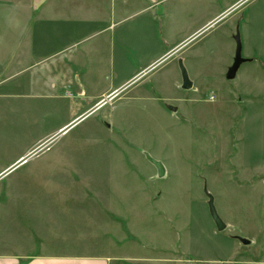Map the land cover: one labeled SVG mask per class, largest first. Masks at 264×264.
I'll list each match as a JSON object with an SVG mask.
<instances>
[{"label": "crops", "instance_id": "1", "mask_svg": "<svg viewBox=\"0 0 264 264\" xmlns=\"http://www.w3.org/2000/svg\"><path fill=\"white\" fill-rule=\"evenodd\" d=\"M217 23L223 24L225 47L214 37L197 51L171 58ZM237 33L246 61L228 80ZM166 61L178 91L181 61L195 93L219 70L234 81L240 102L254 94L260 98L264 0H0V116L22 96L29 104L58 100L76 113L55 134L70 130ZM164 84L160 75L152 77L128 97L129 105L181 101L163 97ZM36 147L0 165V179L36 157ZM48 153L52 160L77 155L64 149ZM101 172L50 165L40 174L25 171L9 179L0 188V264H194L176 255L181 228L161 230L162 221L148 219L154 211L145 198L118 199L114 180L106 182L113 196L95 193L102 188ZM260 222L258 232H264V216Z\"/></svg>", "mask_w": 264, "mask_h": 264}, {"label": "rangeland", "instance_id": "2", "mask_svg": "<svg viewBox=\"0 0 264 264\" xmlns=\"http://www.w3.org/2000/svg\"><path fill=\"white\" fill-rule=\"evenodd\" d=\"M223 29V24L217 23L171 58L197 51L214 37L221 48L225 47ZM170 64L166 61L152 69L113 102L57 134L61 122L76 113L67 102L36 100L29 104L22 96L14 110L3 109L0 165L12 164L16 154L34 144L38 154L0 179V188L16 174H40L50 165L102 170V188L93 191L103 198L113 196L106 182L114 180L120 185L116 189L118 199L133 195L145 198L147 208L154 211L149 220L162 221L161 230L181 228L176 255L186 262L216 264V259L231 255L229 262L218 264H264V232H258L264 216V103L256 102H264V93L240 102L233 92L234 81L225 80L219 70L200 93L178 91L171 86L174 76L169 74ZM156 75L165 82L162 96L172 100L182 97L181 101L130 106L127 100L133 91ZM56 149L77 155L52 160L48 152ZM148 156L163 164L164 177L158 176ZM113 168L116 173L110 172ZM130 180L141 188H131ZM206 192L214 197L227 225L222 232L211 218ZM165 239L168 242L169 236Z\"/></svg>", "mask_w": 264, "mask_h": 264}, {"label": "water", "instance_id": "3", "mask_svg": "<svg viewBox=\"0 0 264 264\" xmlns=\"http://www.w3.org/2000/svg\"><path fill=\"white\" fill-rule=\"evenodd\" d=\"M236 43H237V48H236V54H235V59H234V63L233 65L229 68L226 78L228 80H233L235 79L237 72L240 68V66L246 61L243 57H242V45H241V39H240V34L237 33L236 37H235ZM180 69H181V74H182V80H183V89L184 90H189L192 88V82L189 78V75L187 73L186 68L184 67L183 63L180 61ZM172 110L177 111V108L175 107H170ZM148 160L157 168L158 171V176L164 177L165 176V168L163 166V164L157 160H155L154 158L148 156ZM207 196L209 198V202H208V206H209V212L211 215L212 220L214 221L217 229L222 232L224 230H226L227 225L225 224V222L222 220V218L220 217L216 206H215V200L214 197L208 193ZM237 239L239 241H241L243 244L245 245H249L250 241L243 238V237H237Z\"/></svg>", "mask_w": 264, "mask_h": 264}]
</instances>
